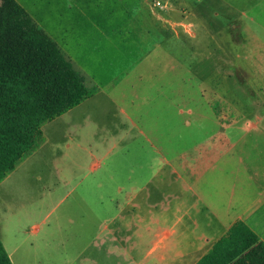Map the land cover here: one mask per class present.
Instances as JSON below:
<instances>
[{"label":"rangeland","instance_id":"rangeland-1","mask_svg":"<svg viewBox=\"0 0 264 264\" xmlns=\"http://www.w3.org/2000/svg\"><path fill=\"white\" fill-rule=\"evenodd\" d=\"M150 1L16 0L64 54L76 48L89 75L117 78L112 101L101 97L44 124L42 146L0 182V239L12 264L143 260L148 235L116 233L118 241L110 242L105 229L120 224L124 193L117 186L129 187L133 169L137 182L146 183L157 151L176 167L183 155L196 159L213 142L231 143L219 165L227 170L228 160L242 181L246 165L264 164V0H160L158 8ZM134 57L140 59L128 71ZM86 115L94 120L83 123ZM217 132L229 134L214 141ZM122 135L102 160L96 146L107 141L104 149L110 148V139ZM99 161L101 168L89 173ZM73 163L78 169L68 170ZM204 174L211 186L215 171Z\"/></svg>","mask_w":264,"mask_h":264},{"label":"crops","instance_id":"crops-1","mask_svg":"<svg viewBox=\"0 0 264 264\" xmlns=\"http://www.w3.org/2000/svg\"><path fill=\"white\" fill-rule=\"evenodd\" d=\"M141 1L148 4L149 0L147 2L145 0ZM54 42L56 43V41ZM60 44L65 46L62 41H60ZM76 47L78 48L79 45ZM75 49L74 46L67 47L66 55L61 49L60 51L74 70L83 77L84 84L92 92V95L70 111L81 109L87 103L99 104L101 97H105L106 101H112L109 95L116 84L117 76H108L100 72L94 76L89 75L77 62V57L74 56ZM148 49H151L149 43ZM139 59L140 57L132 58L129 65H127L128 71L134 69ZM109 65L111 66L112 63L109 62ZM126 74L127 72L121 73L120 76L123 78ZM94 79H98L99 82L94 81ZM92 83H97L99 87H88ZM68 112L56 119L64 117ZM119 115L122 120L128 119L123 110H120ZM91 120H94V118L86 115L83 118V123ZM129 122L135 127L132 121L129 120ZM41 128L43 129V126ZM118 130L117 132H119ZM226 134H229V132H217L210 138L214 141L218 139L225 140ZM261 135H264V133ZM261 137L264 139V136ZM123 139V135L112 137L110 139L112 145L107 149H104L105 144L108 143L107 141L97 145L96 150L101 151L102 160L107 159ZM42 144L43 139L36 147L40 148ZM217 146L218 150L214 152ZM226 146L230 147L232 144L213 142L212 150L198 153L199 156L196 159H189V157L186 158L183 155L182 162L176 167L157 151L159 158L148 164L151 175L143 185L137 182L138 179L135 176H132V172L135 175V169H133L131 176L128 178L129 187L117 186V193H124V199L122 206L119 207L118 214L120 224L115 228L106 227V233L110 236L108 240L110 239V242L118 241L113 236L116 233L124 235L132 232L136 240L144 234L148 235L151 243L143 260L138 261L136 264H197L219 239L226 236L229 229L237 222L246 225L264 243V164L252 163L246 165L243 169L245 170L244 181L238 180L237 172L231 173V171H234L235 165L231 166L228 160L223 162L224 164L227 163V170L219 165L221 164L220 152L224 151ZM100 163L101 161L92 163L88 168L89 173L92 174L100 169ZM78 167L73 163L68 170L73 171ZM178 169L180 170L178 171ZM210 169L215 171V178L212 180L211 186L207 182H202L204 173ZM222 172L227 173L221 174ZM81 182L83 181L80 179L76 185ZM89 182L90 186H93L92 182ZM237 185L239 186L237 187ZM95 186L97 188L101 187L102 183L96 182ZM151 187L155 189L151 190ZM155 191H158L160 195V198L156 200L152 196ZM89 192H91L90 189ZM107 218L109 217L105 219L109 220ZM135 239L131 245V250H134L137 246ZM1 243L11 261L10 253L6 250L2 241ZM121 248L123 249V247Z\"/></svg>","mask_w":264,"mask_h":264},{"label":"trees","instance_id":"trees-1","mask_svg":"<svg viewBox=\"0 0 264 264\" xmlns=\"http://www.w3.org/2000/svg\"><path fill=\"white\" fill-rule=\"evenodd\" d=\"M91 95L25 9L0 0V182L38 145L44 124ZM0 264H12L1 241ZM197 264H264V243L237 222Z\"/></svg>","mask_w":264,"mask_h":264},{"label":"built area","instance_id":"built-area-1","mask_svg":"<svg viewBox=\"0 0 264 264\" xmlns=\"http://www.w3.org/2000/svg\"><path fill=\"white\" fill-rule=\"evenodd\" d=\"M151 2L154 7H162V3L160 2V0H151Z\"/></svg>","mask_w":264,"mask_h":264}]
</instances>
